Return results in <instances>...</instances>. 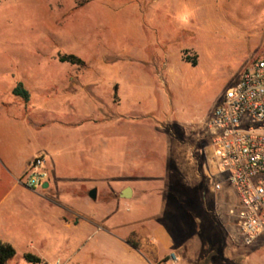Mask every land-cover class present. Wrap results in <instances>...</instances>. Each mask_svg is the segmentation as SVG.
<instances>
[{
    "label": "rangeland",
    "instance_id": "1",
    "mask_svg": "<svg viewBox=\"0 0 264 264\" xmlns=\"http://www.w3.org/2000/svg\"><path fill=\"white\" fill-rule=\"evenodd\" d=\"M262 56L264 0H12L0 9L2 239L16 252L8 264H38L26 254L131 264L136 254L119 236L139 241L130 219L156 212L157 224L195 242L182 264H264V235L245 246L229 215L232 190L223 185L222 201L213 188L205 129ZM18 83L31 95L21 110L11 105ZM37 155L49 187L28 191L18 181Z\"/></svg>",
    "mask_w": 264,
    "mask_h": 264
},
{
    "label": "built area",
    "instance_id": "2",
    "mask_svg": "<svg viewBox=\"0 0 264 264\" xmlns=\"http://www.w3.org/2000/svg\"><path fill=\"white\" fill-rule=\"evenodd\" d=\"M210 141V163L216 171L213 188L227 184L235 197L229 210L245 246L264 235V56L254 60L222 95L206 124ZM44 156L29 164L26 179L18 181L34 191L48 183ZM60 264L59 260L53 263ZM158 264H178L169 254Z\"/></svg>",
    "mask_w": 264,
    "mask_h": 264
},
{
    "label": "crops",
    "instance_id": "3",
    "mask_svg": "<svg viewBox=\"0 0 264 264\" xmlns=\"http://www.w3.org/2000/svg\"><path fill=\"white\" fill-rule=\"evenodd\" d=\"M12 0H0V9H3L4 7L10 5ZM60 63V62H59ZM23 86L22 83H18ZM16 87V86H15ZM14 87V88H15ZM24 88V86H23ZM25 89V88H24ZM27 90V89H25ZM29 93V91L27 90ZM13 95V94H12ZM14 96V95H13ZM15 97V96H14ZM17 98L16 101L11 104L13 107H16V105L20 106L21 110L23 107H27L28 104L31 102V95L29 93V100L27 102H24L22 99ZM28 162V161H27ZM28 164V163H27ZM52 179V177H51ZM16 180V179H15ZM0 183H2L0 181ZM183 185V184H182ZM167 187L171 186V182L168 181L166 183ZM184 186V185H183ZM182 186V187H183ZM1 187V186H0ZM49 187V182H48ZM1 189V188H0ZM29 191V190H28ZM219 193L222 192L218 191ZM1 193V191H0ZM227 198V195L225 192H222L220 194V199L222 201H225ZM6 199V195H0V242L2 243H8L7 240L2 239V235L5 231V228L7 226L6 223V215L5 212L9 206H4V202ZM10 210V209H9ZM7 214V213H6ZM65 214L59 213L57 215L58 221L67 228H70V225L65 222L61 217ZM141 217L142 220H139L138 218ZM134 214V218L130 219L132 230L137 233V237L139 241L137 240L135 243L138 245V248L135 249L131 247L127 243V239L120 235L119 240L128 248L132 249L136 256L135 259L131 261V264H158L166 255L169 254H176V257L178 258V264H182L183 260L190 258V254L184 255L186 251L190 250V247L195 243L191 238L182 239L179 237H175V229H170L167 225L164 223L157 224L159 220V213H145L144 215L139 216ZM156 223V224H155ZM155 224V225H153ZM146 226L147 229H146ZM177 235H179V231L176 230ZM201 252V250H200ZM200 257V253L198 255V259Z\"/></svg>",
    "mask_w": 264,
    "mask_h": 264
},
{
    "label": "trees",
    "instance_id": "4",
    "mask_svg": "<svg viewBox=\"0 0 264 264\" xmlns=\"http://www.w3.org/2000/svg\"><path fill=\"white\" fill-rule=\"evenodd\" d=\"M58 61L60 63H66V64H70V65H77V66H83L84 65V62L81 59H79L78 57L73 56V55L58 56ZM191 65L195 66L196 63L192 62ZM12 94L15 97L22 99L24 102H27L29 100V93L27 92V90H25L23 88V86L21 84L16 85V87L12 90ZM127 243L135 249L138 248V245L129 239H127ZM15 255H16V252L10 244L0 242V264H8L11 260H13ZM24 258L28 262H33V263H38V264L41 263V260L39 258H36V257L31 256L29 254H26L24 256Z\"/></svg>",
    "mask_w": 264,
    "mask_h": 264
},
{
    "label": "water",
    "instance_id": "5",
    "mask_svg": "<svg viewBox=\"0 0 264 264\" xmlns=\"http://www.w3.org/2000/svg\"><path fill=\"white\" fill-rule=\"evenodd\" d=\"M48 188V183H44L42 185V190H46ZM131 196V189L126 188L121 192V197L123 198H129ZM88 197L92 200H95L96 198V190L93 189L88 193Z\"/></svg>",
    "mask_w": 264,
    "mask_h": 264
},
{
    "label": "clouds",
    "instance_id": "6",
    "mask_svg": "<svg viewBox=\"0 0 264 264\" xmlns=\"http://www.w3.org/2000/svg\"><path fill=\"white\" fill-rule=\"evenodd\" d=\"M191 13L188 10H185L178 15L177 19L181 24H187L189 22Z\"/></svg>",
    "mask_w": 264,
    "mask_h": 264
}]
</instances>
